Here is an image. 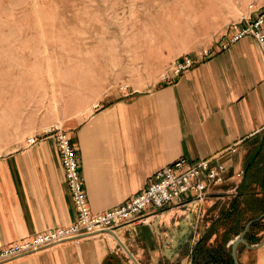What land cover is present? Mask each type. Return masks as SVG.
<instances>
[{
    "label": "crops",
    "instance_id": "obj_1",
    "mask_svg": "<svg viewBox=\"0 0 264 264\" xmlns=\"http://www.w3.org/2000/svg\"><path fill=\"white\" fill-rule=\"evenodd\" d=\"M261 10L264 6L248 11L245 17H256ZM229 34L228 27L209 55L193 56L195 65L176 81L154 90H124L105 97L69 132L78 148L88 203L95 213L122 205L143 191L158 170L181 159H215L226 167L225 182L210 189L201 215L199 205L178 203L159 210L150 223L136 222L117 230L139 264L148 263L144 258L160 256L159 224H169L177 213L188 215L178 223L187 227L182 235L187 238L184 258L192 264L197 244L222 224L221 217L238 197L248 159L255 156L259 161L264 156V55L252 37L222 49ZM240 172H245L243 178ZM254 187L262 191L261 186ZM240 200L241 208H247L248 197ZM192 211L199 213L197 219L192 218ZM76 221L73 195L53 138L41 137L33 145L0 157V246ZM190 226L194 235L188 233ZM224 232L220 225L210 242L223 240ZM259 236L263 241L264 232ZM246 250L247 254L240 255L238 249L242 264L250 253L253 264H264V245ZM127 254L119 240L105 232L59 243L6 264H104L113 256L131 264Z\"/></svg>",
    "mask_w": 264,
    "mask_h": 264
},
{
    "label": "rangeland",
    "instance_id": "obj_2",
    "mask_svg": "<svg viewBox=\"0 0 264 264\" xmlns=\"http://www.w3.org/2000/svg\"><path fill=\"white\" fill-rule=\"evenodd\" d=\"M259 6L264 0H0V157L49 128L72 131L105 97L157 89L179 58L212 52ZM186 217L159 224L160 256L144 263L187 264V227L178 223ZM249 255L245 264L254 263Z\"/></svg>",
    "mask_w": 264,
    "mask_h": 264
},
{
    "label": "built area",
    "instance_id": "obj_3",
    "mask_svg": "<svg viewBox=\"0 0 264 264\" xmlns=\"http://www.w3.org/2000/svg\"><path fill=\"white\" fill-rule=\"evenodd\" d=\"M254 38L264 55V10L256 17H244L230 26V34L221 48L246 38ZM211 53L210 50L205 52ZM196 63L190 55L179 58L168 75L166 82H174ZM44 137L53 138L58 145L66 180L73 195L77 210V221L58 229H48L19 242L0 246V264L15 261L47 247L70 240L78 241L107 231L117 232L123 226L140 222L150 223L159 210L170 208L178 203L200 205L210 194V189L225 182L226 167L215 159L189 161L181 159L158 170L149 185L122 205L102 213H95L89 206L85 191V178L81 170L78 148L68 131L62 127H52ZM40 137L29 139V144L38 142ZM243 172L238 174L239 177Z\"/></svg>",
    "mask_w": 264,
    "mask_h": 264
},
{
    "label": "trees",
    "instance_id": "obj_4",
    "mask_svg": "<svg viewBox=\"0 0 264 264\" xmlns=\"http://www.w3.org/2000/svg\"><path fill=\"white\" fill-rule=\"evenodd\" d=\"M264 155V151L262 153ZM259 161L255 160V156L247 161V175L240 186V192L238 197L233 201L231 209L221 217L223 219L222 224L225 227L223 240H216L215 243H211V239L214 234L219 233L220 225L213 227L211 231L203 237L194 249L192 264H235L232 257V245L227 248V245L235 237L239 236L246 228V225L250 221H254L251 225L248 233L246 234L247 241L253 245L262 241L263 236H259L261 232H264V156ZM254 185L261 186L262 191L258 192ZM263 193L260 197L259 194ZM242 197H248L247 208H241ZM248 214L250 216H248ZM248 216V218L246 217ZM247 247L241 245L239 247L240 255L245 251ZM241 259V258H240ZM104 264H123L122 261L116 257H109Z\"/></svg>",
    "mask_w": 264,
    "mask_h": 264
},
{
    "label": "water",
    "instance_id": "obj_5",
    "mask_svg": "<svg viewBox=\"0 0 264 264\" xmlns=\"http://www.w3.org/2000/svg\"><path fill=\"white\" fill-rule=\"evenodd\" d=\"M264 217V215L262 216ZM261 217V218H262ZM254 223V221H251L245 231L235 240L233 241L231 244H232V257L234 259V263L235 264H241V261H240V258H239V254H238V249L241 245H245L248 249H258L260 248L262 245H264V240L262 241L261 244L259 245H250L249 242L247 241L246 239V234L248 233L249 231V228L251 227V225ZM106 233H110L112 235H114L118 240L119 242L121 243V245L123 246V248L126 250V252L128 253V255L131 257V259L136 263V264H139L137 259L133 256V254L128 250V248L125 246V244L120 240V238L118 237V235L116 234L115 231H107ZM213 264H218V263H213Z\"/></svg>",
    "mask_w": 264,
    "mask_h": 264
}]
</instances>
